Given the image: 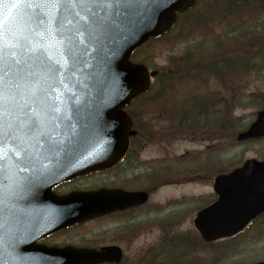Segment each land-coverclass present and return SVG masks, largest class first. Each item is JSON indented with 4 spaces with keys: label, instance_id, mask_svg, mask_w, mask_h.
<instances>
[{
    "label": "water",
    "instance_id": "95a60500",
    "mask_svg": "<svg viewBox=\"0 0 264 264\" xmlns=\"http://www.w3.org/2000/svg\"><path fill=\"white\" fill-rule=\"evenodd\" d=\"M197 0H114L102 19L71 8L61 10L62 20L36 29L28 21L24 0H0V24L7 25L0 43H27L17 57L35 72L34 87L42 105L47 139H30L35 154L26 173L17 172L16 145L0 142V202H14L0 218V264H94L121 258L117 247L104 252L49 249L35 245L48 232L147 200L145 192H93L58 198L50 185L75 175L110 167L129 146L132 120L123 107L147 91L151 75L143 64L130 61L132 52L153 36L168 31L178 12ZM51 15L57 12L48 10ZM14 29L17 39L7 35ZM264 137V109L238 140ZM7 154L6 160L4 154ZM27 176L28 181L21 180ZM47 187V188H45ZM49 187V188H48ZM40 189H42L40 191ZM218 199L202 209L195 225L206 241L232 237L264 213V160L248 159L228 174L215 178ZM37 191V192H36ZM37 201V202H36ZM50 210H52L50 212ZM70 253V254H68ZM253 264H264L260 261Z\"/></svg>",
    "mask_w": 264,
    "mask_h": 264
},
{
    "label": "trees",
    "instance_id": "16d2710c",
    "mask_svg": "<svg viewBox=\"0 0 264 264\" xmlns=\"http://www.w3.org/2000/svg\"><path fill=\"white\" fill-rule=\"evenodd\" d=\"M263 18L264 0H216L214 4L202 0L181 15L174 42L161 38L148 43L167 45L171 54L151 90L133 103L143 107L135 110L136 128L150 142L180 138L210 144L204 166L194 172L195 179L208 180L206 174L214 171L206 168L209 161H220L218 154L221 158L237 145V134L248 126L238 110L264 107V90L250 89L264 80ZM179 44L184 47L177 50ZM180 158L182 171H188L191 167L184 164L188 158ZM199 158L203 156H196ZM179 172L177 161L157 167L150 179L173 180ZM262 220L264 216L239 236L215 242H205L199 235H176L162 252L151 253L143 264H200L203 259L198 254L204 251L213 252L215 260V252L225 256L236 249L234 245L246 240Z\"/></svg>",
    "mask_w": 264,
    "mask_h": 264
},
{
    "label": "rangeland",
    "instance_id": "374dc122",
    "mask_svg": "<svg viewBox=\"0 0 264 264\" xmlns=\"http://www.w3.org/2000/svg\"><path fill=\"white\" fill-rule=\"evenodd\" d=\"M207 1L212 4L216 2V0ZM262 21H264V18ZM177 33V28H174L171 33L167 35L169 36L168 39L174 42L177 39ZM163 50H165V47L161 50L160 46L155 45L148 49V54H146L145 50L141 51L139 53V58H146L149 64L155 61L158 65H164L166 64V57H157ZM136 59L140 60L138 58ZM259 78H261V76ZM260 81L261 80L254 83L250 89L253 91L264 90V84L260 83ZM261 82H264V80ZM137 108L143 110L142 106H136L135 104L130 107V113H136L135 110ZM256 112L257 110L251 106L238 110V114L247 122L254 119ZM149 118L150 116L148 115L147 120H149ZM172 140L173 141L160 143L158 141L150 142V138L147 139L143 135H138L135 139L136 146L134 152L136 153L142 148L140 154L141 159L139 161L144 163V166L139 172L141 173L144 171L145 174H149V172L146 171L147 169L152 170V168L155 167L156 164H153L154 161L159 160L160 163V160H162L164 163L169 164L172 162V157L175 155L188 157L189 164H191L196 156L202 155L204 158V155L210 148L206 142H191L180 138ZM252 157L264 158V142L238 143L236 148L222 155V161L220 160L215 163L213 172H208L206 174L208 180H198L195 179V177H190L188 171H182L181 169L178 176L175 178L179 180V184L166 185L154 190L150 202L146 204L145 207L131 214L132 220H129V222L132 224L135 217L137 220L146 212L141 219L143 226L135 233L137 238L132 240L133 228L131 226V238L127 242L120 239V235L118 234V239H116L115 243H120L125 251L122 264H143L148 262L149 259H145L148 258L153 251L157 252V250L160 249L162 252L171 236L180 234L187 237H197V232L193 224V219L198 211V207L196 206H205L215 198L213 179L211 180L213 175L217 171H223L227 168L231 169L234 165L242 163L245 159ZM127 184H130L134 189L138 187L142 189L149 187V183L146 179H142L141 181L135 179ZM153 185H156V183ZM153 206H163V208L153 211ZM175 210L183 211V219L173 225L170 222L172 217L177 216V211ZM154 216L158 219L156 222L152 221V217ZM159 220L162 221L159 222ZM234 247L236 249L229 251L225 256H221L220 252H215V260L212 259L214 256L213 252L210 254L205 251L200 252L198 257L203 259V263L200 264H248L264 260V220L249 232L246 240L243 242L242 240L238 241Z\"/></svg>",
    "mask_w": 264,
    "mask_h": 264
},
{
    "label": "snow or ice",
    "instance_id": "6c2138e0",
    "mask_svg": "<svg viewBox=\"0 0 264 264\" xmlns=\"http://www.w3.org/2000/svg\"><path fill=\"white\" fill-rule=\"evenodd\" d=\"M21 0H17L20 3ZM27 5V18L36 29L44 28L46 23L59 24L62 20L61 10L71 8L78 16L76 9L86 13L85 19L92 16L102 19L107 14L109 5L114 0H24ZM57 12L56 16L48 11ZM7 25L0 24V36L4 35ZM7 35L17 39L14 29L9 28ZM27 39L22 38L16 45L8 46L0 43V142L11 141L16 145L12 150L13 157H19L17 172L26 173L28 168L23 165H31L35 154L27 147L30 139L38 142L47 139L45 120L38 108L46 107L50 114L56 113L53 105H42L39 92L34 87L35 72L17 57V50L22 49ZM7 154H4L6 160ZM4 163L0 162V168ZM30 178L22 176L21 180L28 181Z\"/></svg>",
    "mask_w": 264,
    "mask_h": 264
},
{
    "label": "flooded vegetation",
    "instance_id": "af4514ba",
    "mask_svg": "<svg viewBox=\"0 0 264 264\" xmlns=\"http://www.w3.org/2000/svg\"><path fill=\"white\" fill-rule=\"evenodd\" d=\"M136 156L137 153L129 152L124 159L112 168L79 176L54 186L53 189L58 195H66L73 191H96L100 189L134 190L127 183L135 179L140 180L139 171L143 165L136 159ZM60 189H63V191H60ZM117 201H119V197H117ZM139 208H128L112 214L105 213L99 215V217L55 229L41 236L36 240L35 244L56 249L73 247L101 250L103 247L110 245H120L123 248L120 243H115L116 239H118L119 234L120 239L127 242L131 238L130 226L133 228L134 220L138 225L142 224V216L137 220L135 217L132 224L129 222V220H132V212H135ZM94 221L101 223V225L99 227H92L90 224ZM133 239L134 237H132ZM97 264L117 263L103 262Z\"/></svg>",
    "mask_w": 264,
    "mask_h": 264
},
{
    "label": "bare ground",
    "instance_id": "6f19581e",
    "mask_svg": "<svg viewBox=\"0 0 264 264\" xmlns=\"http://www.w3.org/2000/svg\"><path fill=\"white\" fill-rule=\"evenodd\" d=\"M143 51V50H142ZM146 51V54H148L149 53V51H148V49H146L145 50ZM139 52H141V50L140 51H138V53ZM60 191H63V189H60ZM92 227H99L100 225H101V223H96L95 221L94 222H92L91 224H90Z\"/></svg>",
    "mask_w": 264,
    "mask_h": 264
}]
</instances>
